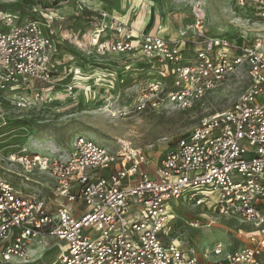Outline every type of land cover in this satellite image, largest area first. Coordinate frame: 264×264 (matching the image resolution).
I'll use <instances>...</instances> for the list:
<instances>
[{
  "label": "built area",
  "instance_id": "2783aa9c",
  "mask_svg": "<svg viewBox=\"0 0 264 264\" xmlns=\"http://www.w3.org/2000/svg\"><path fill=\"white\" fill-rule=\"evenodd\" d=\"M235 2L264 28V0ZM59 6L48 0L31 11L0 10V94L13 96L16 109L39 103L65 79L58 53L67 39L54 22ZM194 15L193 40L182 31L172 40L141 32L106 12L82 37L89 55L131 56L149 73L135 86L136 112L193 109L234 79H246L247 89L228 110L168 143L155 163L129 143L109 150L84 137L66 155H30L26 148L9 154L54 184L39 189L0 177V264H264V37L207 35ZM86 66L111 77L109 67ZM133 66L119 68L121 83L132 80L125 72ZM81 69L69 70L65 84L73 100ZM177 203L249 224L237 230L244 244L231 250L214 242L199 252L180 242ZM54 250L55 260L46 262Z\"/></svg>",
  "mask_w": 264,
  "mask_h": 264
},
{
  "label": "rangeland",
  "instance_id": "374dc122",
  "mask_svg": "<svg viewBox=\"0 0 264 264\" xmlns=\"http://www.w3.org/2000/svg\"><path fill=\"white\" fill-rule=\"evenodd\" d=\"M93 2L103 5L102 8L107 5L115 10L128 26L142 17L138 29L156 32L170 40L177 37L180 31L186 32L188 38L194 36L191 27L195 24L194 14L197 11L202 16L201 27L207 35H222L231 39L264 34L260 21L238 8L235 0H137L138 7L135 8H132L134 0H57L63 9L58 10L59 14L54 19L55 31L61 34L60 31L64 30L62 36L67 39L58 53L62 64L60 74L65 79H61L63 81L58 83L60 87L49 92L39 103L22 109L14 107L13 96L5 100V94H0V177L18 186L26 184L39 189L43 186L49 188L54 181L37 169L27 172L20 164L10 162L7 158L11 153L18 155L26 148L30 155H66L71 152L75 139L84 137L109 150H115L118 142L129 143L142 148L149 160L155 163L168 143L187 136L203 118L228 110L248 87L246 79H234L207 94L193 109L183 111L166 107L157 111L136 112L133 108L135 86L144 82L149 73L138 71V61L132 60L131 56L110 59L92 53L89 55L91 48L82 35L91 32L93 24L100 21L102 12H109L108 9L95 7ZM45 4L48 0H0V10L25 12L33 7L44 8ZM130 62L135 66L125 74H131L132 80L121 83L120 79L125 77L121 75L117 79L119 68ZM87 64L109 67L111 77L104 78L109 73L103 68L94 67L91 74L92 69ZM77 65L82 67L84 77L76 85V99L73 100L64 95V89L72 78L69 70ZM177 204L175 236L199 252L207 250L214 242H221L231 250L239 248L244 239L237 237V230L251 229L249 224L238 219L203 213L185 203ZM191 220L199 222L198 228L188 226ZM208 223L210 226H207ZM55 251L47 254L46 262L55 260Z\"/></svg>",
  "mask_w": 264,
  "mask_h": 264
},
{
  "label": "crops",
  "instance_id": "0c3cea01",
  "mask_svg": "<svg viewBox=\"0 0 264 264\" xmlns=\"http://www.w3.org/2000/svg\"><path fill=\"white\" fill-rule=\"evenodd\" d=\"M136 2H137V0H134V3H133V5H132V8L138 7V6H136ZM93 5H94L95 7H97V8H99V9H108L109 12H107V13H108L110 16L116 17V18H118L120 21L126 23V22H125V19L123 20L122 18H120V17L117 15V13L115 12V10H113V9L110 8L109 6L104 5V7L106 6V8H102L103 5L100 6V5H98L96 2H93ZM62 9H63V7H62V6H59V7L57 8V12H58V10H62ZM58 14H59V12H58ZM137 21H138V18H137V20H136L135 22H132L130 25H131L132 27H134L136 30L146 32L145 30H142V29H140V28L138 29V24L135 25V23H136ZM126 24H127V23H126ZM150 32H152V31H150Z\"/></svg>",
  "mask_w": 264,
  "mask_h": 264
},
{
  "label": "bare ground",
  "instance_id": "6f19581e",
  "mask_svg": "<svg viewBox=\"0 0 264 264\" xmlns=\"http://www.w3.org/2000/svg\"><path fill=\"white\" fill-rule=\"evenodd\" d=\"M143 9H144V8H143ZM196 11H197V10H196ZM197 13H198V15L200 14L198 11H197ZM141 18H142V17H139V18H138V21L135 23V25L138 24V26H139V25L141 26V24H142ZM140 23H141V24H140ZM244 25H245V24H244ZM263 35H264V34H263ZM105 112H107V111H105ZM108 112H109V111H108ZM107 116H108V115H107Z\"/></svg>",
  "mask_w": 264,
  "mask_h": 264
}]
</instances>
